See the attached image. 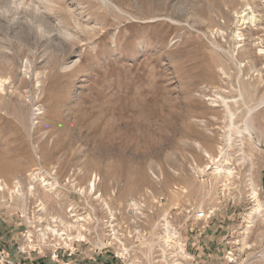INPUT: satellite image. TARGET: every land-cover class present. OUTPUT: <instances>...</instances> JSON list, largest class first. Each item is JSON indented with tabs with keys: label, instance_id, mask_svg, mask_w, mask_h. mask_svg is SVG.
Returning a JSON list of instances; mask_svg holds the SVG:
<instances>
[{
	"label": "rangeland",
	"instance_id": "1",
	"mask_svg": "<svg viewBox=\"0 0 264 264\" xmlns=\"http://www.w3.org/2000/svg\"><path fill=\"white\" fill-rule=\"evenodd\" d=\"M263 97L264 0H0V178L24 191L41 167L71 190L95 175L110 208L163 195L155 218L214 209L191 264H264ZM191 162L209 169L203 179ZM39 183L35 198L75 234L66 209L84 200ZM252 191L263 218L250 222ZM1 198L0 264H48L17 250L15 204ZM82 235L63 264H106L100 223Z\"/></svg>",
	"mask_w": 264,
	"mask_h": 264
},
{
	"label": "built area",
	"instance_id": "2",
	"mask_svg": "<svg viewBox=\"0 0 264 264\" xmlns=\"http://www.w3.org/2000/svg\"><path fill=\"white\" fill-rule=\"evenodd\" d=\"M204 168H199L194 162L188 165L189 172L198 180L203 179L207 171L202 172ZM40 170L41 167L29 173L31 184L24 191L18 181L11 184L0 182V201H3L1 196L6 195L7 206L15 204L16 226L20 228V242L16 248L21 254L32 253L48 264H63L64 258L75 253V245L84 241L82 234L87 228L92 227L93 230L100 223L101 240L99 249L94 251L97 257L110 258L118 264H191L194 257L201 258L199 239L205 227L216 219L214 209L203 210L190 204L181 208L174 205L155 218V208L166 204L163 195L154 196L153 192L145 191L140 196L129 198L123 206L110 208L109 202L95 194V187L91 185L87 189L79 188L71 180L67 183L71 187L68 190L61 188L58 182L52 186L48 182L57 199L63 190L73 199H81L85 203L82 212L76 205H69L66 209L67 220L79 227L75 234H65L62 229L68 225L66 220L53 216L34 196L37 181L32 182V178L39 176ZM171 172L177 174L175 170ZM151 178L155 184L162 181L156 174ZM39 185L45 189L41 183ZM47 223L51 225L50 229L46 227ZM54 237L62 244L67 240L69 245L65 248L59 243L51 245Z\"/></svg>",
	"mask_w": 264,
	"mask_h": 264
},
{
	"label": "bare ground",
	"instance_id": "3",
	"mask_svg": "<svg viewBox=\"0 0 264 264\" xmlns=\"http://www.w3.org/2000/svg\"><path fill=\"white\" fill-rule=\"evenodd\" d=\"M249 10V9H248ZM246 14V13H245ZM246 15H248V14H246ZM245 15V17H250V16H246ZM253 17V15L251 14V18ZM242 18H244L243 17V15H242ZM251 18H249V19H251ZM255 18V17H254ZM253 18V19H254ZM257 18H258V16H257ZM245 19V18H244ZM247 19V18H246ZM246 19H245V21H246ZM248 19V20H249ZM255 20H256V18H255ZM239 21V20H238ZM244 21V22H245ZM250 22V21H249ZM255 23H256V21H254ZM257 22H258V19H257ZM243 23V22H242ZM246 23H247V21H246ZM251 23V22H250ZM254 23V24H255ZM245 24V23H244ZM251 24H253V23H251ZM239 26V25H238ZM241 27V26H240ZM240 28H238V30H239ZM44 30V29H43ZM241 30V29H240ZM55 31H56V29H55ZM42 32V31H41ZM63 33H65L64 31H63ZM67 33V32H66ZM71 33V32H70ZM73 33V32H72ZM236 33H239V32H236ZM236 33H235V35H236ZM241 33V32H240ZM62 34V33H61ZM235 35H233V36H235ZM67 36H68V34H67ZM240 37L241 35H239V34H237L235 37V39L236 40H238L237 38L238 37ZM71 39V38H70ZM242 39V38H241ZM60 41V40H59ZM54 47V46H53ZM54 49V48H53ZM68 66V65H67ZM65 68V67H64ZM63 70V69H62ZM256 73V72H255ZM241 74V73H240ZM264 98V97H263ZM223 100V99H222ZM221 100V102H223ZM264 101V100H263ZM224 103V102H223ZM256 104V103H255ZM252 110H253V108H252ZM252 110H248L249 111V113H250V111L251 112H253ZM254 111H256V110H254ZM230 112V111H229ZM250 115V114H249ZM251 116V115H250ZM246 118H248L247 116H246ZM249 119V118H248ZM250 119H251V117H250ZM250 119H249V121H250ZM245 120V119H244ZM247 120V119H246ZM245 120V121H246ZM248 120H247V122H249ZM252 122V121H251ZM246 123V122H245ZM250 124V123H249ZM248 124V125H249ZM246 127V126H245ZM248 127V126H247ZM253 127V126H252ZM249 129V128H248ZM250 130V129H249ZM248 133H247V137L249 138V139H251L253 136H251V134H250V132L249 131H247ZM206 153V152H205ZM207 155V154H206ZM211 155V154H210ZM208 157H209V159L211 160V161H214L213 160V158L211 157V156H209V155H207ZM209 162V161H208ZM215 162V161H214ZM215 164V163H214ZM218 166V165H217ZM205 169H207V170H209L207 167H205L204 169H202L201 171L202 172H204V170ZM156 172V171H155ZM221 172L222 173H231V172H229V169H225L224 171L223 170H221ZM154 174H156V173H154ZM156 175H158V174H156ZM93 177V178H92ZM37 180H39V182L41 183V185L42 186H44L45 187V189L46 190H49L50 192H51V188L48 186V182H47V180L46 179H44V177L43 176H37V177H33L32 178V182H35V181H37ZM96 180H98V178H96L95 177V175H92L91 176V180H89V183H88V185L86 184L85 186H83V187H79V188H86L87 189V187L88 186H93V187H95V185H96ZM0 182H5L3 179H1L0 178ZM6 183V182H5ZM257 193L256 192H254V191H252V201H253V205H252V207H251V209H250V212L247 214V219H248V221H250V222H252L253 221V219H262L263 218V205H262V203L258 200V197H257Z\"/></svg>",
	"mask_w": 264,
	"mask_h": 264
},
{
	"label": "crops",
	"instance_id": "4",
	"mask_svg": "<svg viewBox=\"0 0 264 264\" xmlns=\"http://www.w3.org/2000/svg\"><path fill=\"white\" fill-rule=\"evenodd\" d=\"M106 259H107V258H105L104 261H107ZM23 264H24V263H23Z\"/></svg>",
	"mask_w": 264,
	"mask_h": 264
}]
</instances>
